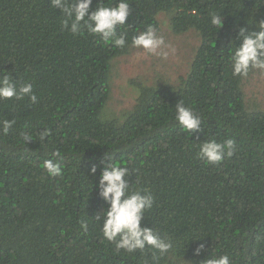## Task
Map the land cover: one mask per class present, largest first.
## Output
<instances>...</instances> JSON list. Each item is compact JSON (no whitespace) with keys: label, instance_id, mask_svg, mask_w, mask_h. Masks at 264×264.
Instances as JSON below:
<instances>
[{"label":"trees","instance_id":"1","mask_svg":"<svg viewBox=\"0 0 264 264\" xmlns=\"http://www.w3.org/2000/svg\"><path fill=\"white\" fill-rule=\"evenodd\" d=\"M128 2L116 35L126 32L129 45L119 49L87 29L73 34L52 0H0V78L31 84L36 97L0 100V122L15 121L7 133L0 123V264H205L225 255L264 264V111L250 110L244 91L260 69L240 77L231 56L242 28L260 30L264 0ZM213 11L222 26L211 25ZM160 14L175 34L198 33L190 72L177 89L132 81V111L103 121L111 62L133 48L134 33L157 31ZM180 103L199 115V131L175 120ZM25 134L32 139L22 142ZM212 140L232 141V155L207 163L199 146ZM57 151L62 174L53 177L43 163ZM106 155L127 168L133 191L153 197L141 227L170 241L167 253L147 244L128 251L102 236L95 217L107 207L98 188Z\"/></svg>","mask_w":264,"mask_h":264},{"label":"clouds","instance_id":"2","mask_svg":"<svg viewBox=\"0 0 264 264\" xmlns=\"http://www.w3.org/2000/svg\"><path fill=\"white\" fill-rule=\"evenodd\" d=\"M52 7H59L63 13L61 21L64 27L70 25L73 34L79 33L82 29H87L93 36L102 37L110 43H114L116 48L124 49L129 45L128 34L116 35L118 28L125 26L128 17L131 15V8L128 0H52ZM210 23L220 27L223 20L218 12L209 13ZM251 22V21H250ZM260 30L252 34H245L242 28L239 35L242 41L234 44L231 49L233 59L234 74L246 77L251 69L264 71V22L260 24ZM130 44L134 48H143L146 53L161 57L167 60L170 52H174L165 40L157 32L149 27L146 32L138 31L131 36ZM168 49V50H165ZM15 97L20 100L30 97L32 101L36 97L32 95V85L26 84L19 89L11 81L8 75L0 78V100H9ZM175 120L187 131H199L200 117L191 108H186L182 103L177 104ZM3 131L7 133L15 121L3 120ZM48 135L47 131L39 135V140L43 141ZM32 139L25 134L22 142ZM199 155L205 158L209 164L222 161L225 152L232 155L233 142L228 141L221 145L215 140L205 142L199 146ZM54 159L45 160L43 168L50 176L56 177L62 174V158L60 153L53 152ZM113 155H106L103 168L99 176V194L106 202L104 208L96 217L95 221L103 220L102 236L110 241L116 242L117 248L134 251L142 249L146 244L161 254L167 253L172 244L166 238L154 234L151 229L141 227V219L145 210L152 207L153 197L140 191H133L127 181L123 178L127 175V168L117 165ZM93 176L97 173L96 165L90 168ZM86 227V226H85ZM205 264H231L228 256L212 258Z\"/></svg>","mask_w":264,"mask_h":264},{"label":"rangeland","instance_id":"3","mask_svg":"<svg viewBox=\"0 0 264 264\" xmlns=\"http://www.w3.org/2000/svg\"><path fill=\"white\" fill-rule=\"evenodd\" d=\"M159 29L156 31L174 52L167 60L151 55L141 48H132L128 54L115 58L111 62L110 95L102 112L103 121H122V116L132 111L139 94V88L132 81L143 86L157 87L168 84L174 89L186 78L191 69L195 52L200 44L197 32L191 30L184 34H175L171 30L170 16L160 14ZM168 50V49H165ZM246 103L250 110L264 111V72H252L244 82Z\"/></svg>","mask_w":264,"mask_h":264}]
</instances>
